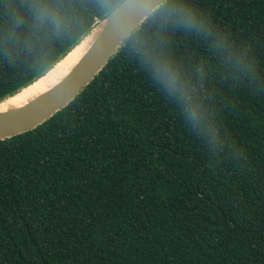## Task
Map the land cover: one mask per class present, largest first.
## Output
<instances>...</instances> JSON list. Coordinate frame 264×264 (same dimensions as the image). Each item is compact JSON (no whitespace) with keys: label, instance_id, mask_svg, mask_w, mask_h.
Segmentation results:
<instances>
[{"label":"trees","instance_id":"trees-1","mask_svg":"<svg viewBox=\"0 0 264 264\" xmlns=\"http://www.w3.org/2000/svg\"><path fill=\"white\" fill-rule=\"evenodd\" d=\"M120 1L0 0V100ZM163 5L67 106L0 140V264H264V0Z\"/></svg>","mask_w":264,"mask_h":264},{"label":"water","instance_id":"water-1","mask_svg":"<svg viewBox=\"0 0 264 264\" xmlns=\"http://www.w3.org/2000/svg\"><path fill=\"white\" fill-rule=\"evenodd\" d=\"M166 0H122L101 19L61 58L90 35L83 54L67 72L47 89L28 98L19 105L2 106L9 98L33 84L46 72L26 87L0 100V140L32 130L67 106L83 88L101 71L115 55L132 32Z\"/></svg>","mask_w":264,"mask_h":264},{"label":"bare ground","instance_id":"bare-ground-1","mask_svg":"<svg viewBox=\"0 0 264 264\" xmlns=\"http://www.w3.org/2000/svg\"><path fill=\"white\" fill-rule=\"evenodd\" d=\"M90 41V35H88L84 40L73 48L64 58L56 62L53 67L42 77L36 80L33 84L21 90L15 96L9 98L2 106H16L24 102L28 98L36 95L37 93L47 89L49 86L53 85L60 79L67 70L75 64L78 58L83 54Z\"/></svg>","mask_w":264,"mask_h":264},{"label":"clouds","instance_id":"clouds-1","mask_svg":"<svg viewBox=\"0 0 264 264\" xmlns=\"http://www.w3.org/2000/svg\"><path fill=\"white\" fill-rule=\"evenodd\" d=\"M163 6L164 5L162 3L160 7L163 8ZM180 19L183 23L189 25H199L202 23L201 21H197L195 16L190 11L183 12ZM52 21L54 24H58V21L55 17L52 18ZM161 82L166 89L177 93L179 98L185 102L184 110L189 120L193 124H199L202 118L199 108L190 93L188 92V90L181 83L178 73L165 69L161 74Z\"/></svg>","mask_w":264,"mask_h":264}]
</instances>
